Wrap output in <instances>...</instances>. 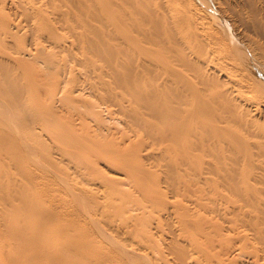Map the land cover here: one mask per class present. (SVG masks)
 <instances>
[{
	"label": "bare ground",
	"instance_id": "6f19581e",
	"mask_svg": "<svg viewBox=\"0 0 264 264\" xmlns=\"http://www.w3.org/2000/svg\"><path fill=\"white\" fill-rule=\"evenodd\" d=\"M0 264H264V0H0Z\"/></svg>",
	"mask_w": 264,
	"mask_h": 264
},
{
	"label": "rangeland",
	"instance_id": "374dc122",
	"mask_svg": "<svg viewBox=\"0 0 264 264\" xmlns=\"http://www.w3.org/2000/svg\"><path fill=\"white\" fill-rule=\"evenodd\" d=\"M215 27L218 29V27L215 25ZM219 32L221 33V30H219ZM222 34V33H221ZM18 42L19 43H21V42H23V39H19L18 40ZM86 90V91H85ZM79 92H81V91H79ZM89 91H87V89H83L82 90V95L84 96V97H88V96H90V94L88 93ZM78 93V92H77ZM89 98H91V97H89ZM101 109V108H100ZM103 110H104V112H103ZM101 111L103 112H101L102 114H103V117H105L104 119H105V123H108V124H110V125H113L112 123H114L110 118H109V116H107V111L103 108V106H102V109H101ZM107 118V119H106ZM108 120V121H107ZM43 140L44 141H46V132L43 134ZM39 158H42V155H39V157H38V159ZM38 161V160H37ZM37 161H34V160H31L30 162H29V166H30V168L32 169V170H34V171H40V170H42L40 173H43L42 175H46V164L45 163H43L42 164V162H40V160L37 162ZM40 162V163H39ZM36 163V164H35ZM41 164V165H40ZM33 167H34V169H33ZM41 177V176H40ZM41 178H39L38 177V180H40ZM37 180V181H38ZM39 188H41V189H45V191H46V185L45 184H39ZM63 194H64V192H62Z\"/></svg>",
	"mask_w": 264,
	"mask_h": 264
}]
</instances>
